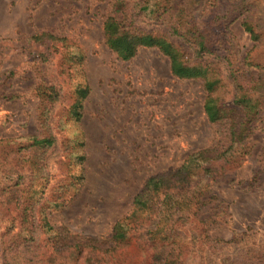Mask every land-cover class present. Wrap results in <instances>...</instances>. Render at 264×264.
<instances>
[{
  "label": "rangeland",
  "instance_id": "obj_1",
  "mask_svg": "<svg viewBox=\"0 0 264 264\" xmlns=\"http://www.w3.org/2000/svg\"><path fill=\"white\" fill-rule=\"evenodd\" d=\"M114 1L0 0V141L42 133L34 88L41 82L64 87L50 116L56 142L40 155V167L28 161L30 149L18 148L25 139L0 146V264H46V255L39 261L37 253L49 235L33 227L31 218L20 231L21 204L29 195L36 199L39 189L44 188L43 197L33 215L45 214L73 239L93 238L104 241L105 247L112 226L129 212L146 178L178 167L192 152L210 149L217 154L230 144L227 124L211 123L204 114L201 80L173 76L168 57L155 47H140L130 59L120 60L106 46L102 25ZM185 1L173 0L176 6ZM249 1L255 4L253 20L263 19L264 0ZM241 19L230 29L242 61L253 41ZM47 33L59 40L40 36ZM184 48L192 56L189 45ZM74 52L83 59L67 80L60 60L62 53ZM246 74L259 76L256 68H246ZM83 81L88 94L81 118L74 122L67 116L68 92ZM221 100L231 102L229 96L222 95ZM73 135L83 145L70 141L67 144L76 151L69 152L64 139ZM245 140L242 165L214 181L205 198L219 197L226 208L225 222L215 225L212 235L225 239L233 232L252 235L222 245L209 264H248L247 252L264 254V106ZM78 154L84 155L83 161L78 162ZM81 170L84 178L77 188L78 181L69 182V173ZM16 173L23 175V181L18 182ZM216 201H207L203 214L210 215ZM10 225L11 231L3 236ZM2 240L18 248L4 250ZM53 261L68 264L69 255L61 250Z\"/></svg>",
  "mask_w": 264,
  "mask_h": 264
},
{
  "label": "trees",
  "instance_id": "obj_2",
  "mask_svg": "<svg viewBox=\"0 0 264 264\" xmlns=\"http://www.w3.org/2000/svg\"><path fill=\"white\" fill-rule=\"evenodd\" d=\"M128 3L115 0L104 19L102 31L106 46L120 60L130 59L140 47H155L168 57L173 76L201 80L205 90L204 114L211 123L227 124L230 144L217 154L210 149L192 152L178 167L146 178L141 190L134 195L129 212L112 226L105 247L101 240L73 239L66 228L54 226L45 214L33 215L44 188L37 191L36 199L29 195L21 204L20 231L31 218L33 227L49 235V240L39 246L37 253L39 261L46 255L43 262L46 264H60L53 260L61 250L69 255L68 264H209L210 258L219 254L218 249H224L222 245L237 243L252 235L247 231L233 232L229 239L212 235L211 229L225 222L226 208L222 207L221 198H205V195L214 181L230 175L242 165L246 154L244 140L264 106V18L253 20L255 4L249 0H187L177 6L173 0H130ZM196 5L200 6L199 10L194 9ZM239 18L253 41L242 61L234 50L230 29ZM137 19L145 24L138 23ZM40 36L59 40L49 33ZM184 44L189 45L192 56L186 52ZM82 59L81 53H62L61 73H67V80ZM246 68H256L258 78L248 77ZM73 87L68 92L71 101L67 116L79 122L88 86L83 81ZM63 88L61 83L45 82L34 88L42 133L18 138L26 140V144L18 148L30 149L32 155L28 161L36 167L41 165L40 155L55 145L50 116ZM222 95L231 98L228 105L221 100ZM18 139L1 140L0 146ZM64 140L69 152L76 151V147L67 144L70 141L77 147L83 145L74 135ZM75 156L78 162L84 159V155ZM16 174L18 182L23 181V175ZM69 176V182L78 181L77 188L84 178L82 170L79 174L71 172ZM210 199L217 200V204L210 215H205L201 208ZM60 204L62 202H56L57 206ZM29 236L32 241V229ZM2 246L4 250L18 248L5 240ZM247 254L244 259L248 264H264V254Z\"/></svg>",
  "mask_w": 264,
  "mask_h": 264
}]
</instances>
